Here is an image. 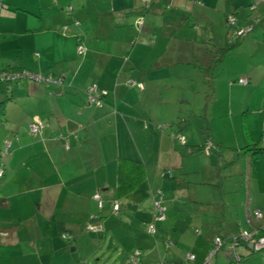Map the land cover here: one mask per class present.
Segmentation results:
<instances>
[{
  "label": "crops",
  "instance_id": "1",
  "mask_svg": "<svg viewBox=\"0 0 264 264\" xmlns=\"http://www.w3.org/2000/svg\"><path fill=\"white\" fill-rule=\"evenodd\" d=\"M3 1L1 0L0 8L3 7V10H0V21L9 19L14 21V25L7 27L0 23V30L2 27L3 32L0 39L13 37L7 44L0 40V68L16 67L15 70H26L51 79L37 81L33 78H19L7 84L0 80V101H3L0 127L8 126L6 138L15 136L13 141H7L12 144V148L8 159L4 161V182L0 183V198H6L4 205H0V231L10 238L7 243L18 244L19 231L10 226L2 227L12 223L17 215L7 217L4 211L13 207L12 200L17 197L22 199L19 212L23 211L25 202L30 203L42 224L46 243L50 244L48 263L39 261L40 264H52L55 251L63 249L56 238L59 230H64L72 237L86 231L83 228L85 221L89 224L91 218L97 215L94 194H100L101 199L112 201L118 207L122 203L118 199L128 195L132 197L134 193L141 195L140 191L147 190L148 166L152 164L150 157L159 149L154 143V147L145 145L147 140L155 141L156 135L159 136L158 132L143 127L145 118L152 119L144 102V99L147 104L152 101L151 94L147 93L151 72L160 71L166 66L172 69L171 65H174L175 70L182 66L194 73L198 69L203 73V81L208 88L205 103L210 107L211 119L214 105L219 103L222 93L224 97L221 109L226 111L218 116L224 114L231 119L228 125L233 135L232 140L226 143L223 139H218L217 144L234 152L251 142L262 140L261 143H264V22L255 24L253 28L258 30L240 39L236 47L225 52L218 66L214 69L210 67L211 59L217 54V45L225 40L236 39L225 23L226 0H170L174 6L167 13L170 16H178L179 18H175L179 21L184 20L182 15L186 13L180 14L177 9L189 7L196 18L202 19L197 23L198 26L194 25L197 32L204 28L200 34L198 32L193 36L195 38L188 26H182L183 33H171V18L164 17L165 11H162L171 10V5L167 8L170 3L165 0ZM262 2L264 0H234L233 9L238 12L237 25L243 26L248 21L252 23L264 17ZM247 4L255 9L254 14L250 9L243 11ZM255 15L261 16L251 18ZM141 18L142 29L137 30L134 25ZM62 25L68 26H65L67 29L64 28L68 30L66 35L60 34ZM118 33L122 34L119 38L116 37ZM165 39L166 42L171 40L172 49L165 45ZM79 42L86 47V53L82 56L76 54ZM137 42L140 45H151L157 51L152 63L145 64L148 58L144 59L143 55L141 64L137 62L140 58L137 52L133 54ZM4 50L11 54L7 61L1 57ZM124 55H127L126 61ZM126 65L132 67L131 72H124ZM118 70L119 78L116 75L113 84L112 79ZM173 76L185 77L180 73ZM127 78L144 84L143 95L139 100L129 99L132 91L124 83ZM241 78H246L248 84H240L238 80ZM220 85L226 89V93L222 92ZM94 87L98 93L106 92L102 98V106L88 102L89 90ZM235 89L241 90L237 103L233 101ZM209 92L214 93V98L210 97L206 101ZM180 102L181 99L177 98L176 109L170 110V114H181ZM187 104L190 105L188 102ZM161 107L157 106L156 115H159ZM128 108H133L135 114L129 113ZM211 119L207 122L206 135L214 128ZM33 121H40L44 125L35 134L28 130V124ZM100 121L101 124L96 125ZM222 128L227 129L226 120H223ZM121 135L126 139L124 142L120 140ZM165 139L172 148L169 147L168 151L173 157H177L174 144L168 138ZM186 143L187 141L185 145ZM196 146L189 145V151H197ZM131 150L134 151L133 155H130ZM119 157L141 160L146 167L147 177L129 194L116 198ZM243 157L246 159L245 165H238L236 160L231 164L234 165V172L241 177L236 182L238 188H241L239 204L243 218L248 223V228L243 230H264V152L254 157ZM230 159L232 157L228 158ZM165 168L167 167H164L163 176L170 177L171 169ZM257 210L261 213L260 217L255 215ZM31 216L34 217V213ZM238 224H243L242 215ZM9 232L11 235H8ZM113 232L114 229L112 236ZM228 234L220 237L226 239ZM90 237L93 243L99 238L96 234ZM137 243L134 241L133 246ZM57 244L59 249H56ZM130 246L122 244L121 250L117 247V251L125 253ZM136 249L143 256L141 250L144 249L135 246L129 251V261L135 260L133 252ZM241 252L245 254L244 251ZM128 255H125V260H128ZM253 255L254 253L247 254L239 264H254L258 256ZM251 256L254 258L247 260ZM183 258L179 256L170 262ZM244 260L247 261L243 263ZM195 261H198L197 257ZM215 264H218L217 261ZM257 264H264V260Z\"/></svg>",
  "mask_w": 264,
  "mask_h": 264
},
{
  "label": "rangeland",
  "instance_id": "2",
  "mask_svg": "<svg viewBox=\"0 0 264 264\" xmlns=\"http://www.w3.org/2000/svg\"><path fill=\"white\" fill-rule=\"evenodd\" d=\"M165 2L170 3V0H165ZM191 2L194 3V1ZM170 5L171 10L162 11H165L164 17L171 18L170 24L173 25L171 33L176 35L183 33L182 26L189 27L192 37L198 32L201 33L204 28L197 32L194 25H197L202 19L200 17L196 18L189 7L185 9L179 7L177 9L180 14L186 13L182 15L184 20L179 21L175 18L178 16L173 17L167 14L174 9L172 2L166 7L168 8ZM245 8L243 11L250 9L253 12L252 14L255 13V9H251L248 4ZM0 10L2 12L3 7ZM260 16L255 15L251 18ZM166 22L168 21L166 20ZM0 23L7 27H13L14 25V21L9 19H2ZM65 26L68 28L67 25H62L60 34H67L68 30ZM134 26L137 30L142 29L138 22ZM201 26L204 27V25ZM256 30H258L256 27L253 28L247 35L249 36ZM128 32L129 30H127ZM2 33L1 27L0 34ZM33 35L35 36V34ZM119 36H122V34L118 33L116 35L117 38ZM12 38L8 37L0 40L7 44ZM117 43L119 44V39ZM137 43L138 45L133 51V54L137 52V56L140 58L137 62L141 64V55H143L144 59L148 58L145 64L152 63L154 53H157V51L151 45ZM165 45L168 46V49L173 48L171 40L170 42L167 41ZM76 52L78 56L86 53H78L77 46ZM128 52L129 49L126 54ZM10 55L9 52L4 50L1 57H4V61H7ZM124 60H127V55H124ZM171 66L172 69H168L169 67L166 66L160 71L151 72L147 93L151 94L152 101L147 104L146 99H144L147 109L149 108V111L153 114L148 111L152 119L145 118L143 127L154 129L159 134V136L156 135L155 141L152 139L147 140L145 144L147 147H154V144L159 147L150 157V159L152 158L150 161L152 164L148 166L147 190L140 191L141 195L134 193L132 197L128 195L118 199L117 201L121 200L123 205L121 203L117 207L116 213L112 211V201L103 198V205L99 207L98 201L94 198L97 208L95 214L97 215L91 218L92 221L89 224H86L85 221L83 228L86 231H82L77 237L67 235L66 238H63V234L67 233L64 230H59L57 237L54 233L60 242L58 244L63 249L55 251L52 264H162V262L163 264H170V261H175L179 256L183 258L188 253H192L197 257L198 261H194V264H203L208 255L207 253L213 250L211 240L213 241L217 236L216 234L222 236L229 233L227 237H235L240 231L248 228V223L243 218V213L240 210L239 191L241 188H238V183H236L241 177L237 172H234V165L223 167L225 160L231 157L233 159V152H229V150L217 144L218 139H223L228 143L233 137L228 125V122L231 121L230 116H224V114L218 116V114L226 111L221 109L224 94H220L219 103L214 105V113L211 119L210 107L205 103V92L208 91V88L205 87L203 73L199 72L198 69L195 73L189 72L187 68L182 66L175 70L174 65ZM131 70L132 67L130 68L129 65L124 68V72H131ZM119 73L120 70L117 71V74H114L113 84L116 75L119 78ZM177 73L185 75V77L177 78L173 76ZM24 79L32 80L27 77ZM128 79L124 83L132 91L129 99L139 100L143 95L144 84L143 88H140L136 85L137 80L133 82ZM10 82L6 81L5 83ZM116 82L120 83L117 79ZM220 86L222 92L226 93V89L222 85ZM240 93V89H235L233 93L235 103L240 100ZM177 98L181 99V114L175 116V112L172 115L169 111L176 109L175 102ZM225 101L227 102V99ZM159 105L162 107L159 115H156L158 113L157 106ZM161 109L163 115L160 114ZM236 109H238L237 105ZM127 110L129 113L135 114L133 108ZM159 117L161 120H159ZM210 119L214 128L206 135L207 122ZM223 120L227 122V129L222 128ZM100 124L101 121L96 123V125ZM0 128V157L3 161H6L12 148V144L10 145L8 142L13 141L15 136L10 133L11 136L6 138L8 126ZM177 135L184 137V142L187 141L186 146L181 144ZM160 136L161 138H159ZM134 138H137V141L140 142L137 136H134ZM165 138H168L169 142L174 144V153L177 157H173L174 155L168 151L170 145ZM120 140L124 142L126 139L121 135ZM205 140L208 141L205 148L195 152L189 151V145L202 144ZM105 146L107 147V143H105ZM170 149L172 148L170 147ZM4 151L7 153L6 155H2ZM133 152L131 150L130 155H133ZM243 156H235L238 165H245L246 159ZM164 167H167L165 169H171L169 170L170 177L163 176ZM4 175L0 178V183L4 182ZM155 200L161 201L162 206L165 207V218L162 220L156 219ZM12 201L13 207L4 212L7 217L17 215V218L12 223H7L2 227L10 226L11 229L19 231L20 242L18 244L7 243L10 238L6 236V233L0 231V264H40L39 261L48 263L47 259L51 255L49 251L50 244L46 243L47 238L43 236L42 224L35 215V208L30 203L25 202L22 206L23 211L19 212L18 209L22 205V199L17 197ZM33 213L34 217L31 216ZM241 215L243 224L239 225ZM98 224L101 225L100 228H89L91 225L96 226ZM152 225H154L153 232L150 229ZM112 229L115 230L113 236ZM51 232L53 235V231ZM10 233L8 235H11ZM95 234L99 238H96L95 241L97 242L93 243L90 235ZM134 241L138 243L133 246ZM32 243L34 247H31ZM58 244L56 249H59ZM122 244L131 245L125 250V253L117 251V247H120L121 250ZM228 245L229 242H225L224 246L217 251V254L210 258V263L215 264L216 261L218 264L228 263L232 259V255L226 251ZM135 246H140L144 251H147L141 250L143 256L142 254L141 256L140 254L137 255L139 261L133 259L129 261V251ZM36 250L39 251L36 252ZM237 251H244L245 254H248L250 249L241 244L237 246ZM125 255H128V260H125ZM253 256H258L253 262L254 264L262 263L264 251H257ZM253 256L247 260L254 258ZM247 260H244L243 263Z\"/></svg>",
  "mask_w": 264,
  "mask_h": 264
},
{
  "label": "built area",
  "instance_id": "3",
  "mask_svg": "<svg viewBox=\"0 0 264 264\" xmlns=\"http://www.w3.org/2000/svg\"><path fill=\"white\" fill-rule=\"evenodd\" d=\"M150 1V0H145V2ZM2 2L0 0V6ZM71 10V8H69ZM78 23V21H75ZM139 25L142 24V18L138 22ZM227 25L234 30V33L237 36H243L246 35L248 32L252 30V24H246L245 26L237 27L236 26V18L234 16H229L227 19ZM85 46L82 42H79L77 44V51L78 53H84L85 52ZM33 78L34 80L37 81H46V80H51L47 79L46 77H43L40 74H32L26 70L18 71V70H12V71H0V80L6 82V81H13L17 80L19 78ZM247 79L246 78H241L239 79L240 83H246ZM137 86L140 88H143V85L141 83H136ZM105 91H102L101 93L97 92L96 88H92L89 90V99L88 102H95L97 106H102L103 102L99 99L100 94H105ZM43 124L40 121H34L29 124V131L32 134H35L39 132L43 128ZM179 140L181 143L184 142V137L182 135H178ZM7 153L4 151L2 155H6ZM4 175V161L0 160V178H2ZM94 198L98 201L99 207L103 205L102 199L100 197V194L96 193L94 194ZM155 205V210H156V219L157 220H162L165 218V207L162 206L161 201L155 200L154 202ZM112 211L117 212V205L115 203L112 204ZM260 211L257 210L255 212V215L257 217H260ZM101 225L98 224L96 226H90V229L94 228H100ZM151 231H154V225L151 226ZM67 233L63 234V238L67 237ZM236 237V236H235ZM235 237H231L229 241H224L220 236H215L213 239V250L209 253H207V257L205 258L203 264H211L210 263V258L214 255L217 254V251L222 248L225 244V242H229V245L226 249L228 254L232 255V260L235 262H238L241 258V254L237 251V246L241 242V244H244L246 247H248L250 250L254 251H259L261 249H264V234H259V231L257 229H250V230H242L239 233V238L238 240ZM239 241V242H238ZM140 254V250L136 249L133 252V256L135 260H137V255ZM196 259V256L192 253H188L187 255L184 256L183 259L173 262L170 264H194V261Z\"/></svg>",
  "mask_w": 264,
  "mask_h": 264
},
{
  "label": "trees",
  "instance_id": "4",
  "mask_svg": "<svg viewBox=\"0 0 264 264\" xmlns=\"http://www.w3.org/2000/svg\"><path fill=\"white\" fill-rule=\"evenodd\" d=\"M233 2H234V0H226V10H227L226 11V19L229 15H233L236 17L238 15V12L235 10V8L233 9ZM261 22H264V17L259 18L256 21H253L252 24L253 25H255L257 23L260 24ZM225 23H226V20H225ZM235 38H236L235 40H232V41L225 40L222 44L217 45V54L213 56V58L211 59L212 61L210 62L211 68L214 69L216 66H218L219 62L222 60L223 54L225 52L231 50L232 48L236 47L238 45V43L240 42V39H242V37H237V36ZM15 69H17V68L16 67H6L2 70L3 71H12ZM211 77L214 78V76H211ZM238 82H239V80H238ZM240 84L247 85L248 80L246 81V83H240ZM100 96H101L100 99L102 100V98L105 96V94H100ZM210 97L214 98L213 92L208 93V95L206 96V101H209ZM102 102H103V100H102ZM2 104H3V101H0V109L2 107ZM103 104H104V102H103ZM184 141H185V139H184ZM261 142H262V140L260 142H258V141L251 142L249 144L244 145L239 150H234L233 159L232 160L231 159L225 160L223 163V167L230 166L235 161V156H237V155H247L249 157H254V156H257L260 153L264 152V143H261ZM207 143H208V141L205 140L202 144L197 145L195 147V149L200 151L203 148H205ZM181 144L186 146L185 142H183ZM218 146H221V144H218ZM208 148H209V146H208ZM4 173H5V169H4ZM116 173H117V185L115 188V197L116 198H121V197L129 194L136 187H138L142 182H144L146 177H147L146 167H145L144 163L141 160L132 159V158H128V157H119L118 158L117 172ZM166 174H167V172H166ZM5 199L6 198H4V197L0 198V205H4L3 203H4ZM259 234H264V230L260 229ZM235 238L238 240L239 234ZM222 239L224 241H226V240H230L231 237H228L226 239L222 238ZM239 245H241V242L239 243ZM254 252L255 251L252 250L248 254L250 255V254H253ZM246 255L247 254L242 253L240 260L238 262H236V264H239L243 260V257H245ZM228 264H235V262L233 260H231V261H229Z\"/></svg>",
  "mask_w": 264,
  "mask_h": 264
},
{
  "label": "clouds",
  "instance_id": "5",
  "mask_svg": "<svg viewBox=\"0 0 264 264\" xmlns=\"http://www.w3.org/2000/svg\"><path fill=\"white\" fill-rule=\"evenodd\" d=\"M229 16H231V15H229ZM229 16H228V17H229ZM232 16H233V15H232ZM228 17H227V19H228ZM234 17L236 18V26H237V27H241V26H238V25H237V21H238L237 17H236V16H234ZM227 19H226V26H228V25H227ZM246 24H252V23H248V22H247V23H245V25H246ZM245 25H243V26H245ZM253 27H254V25L252 24V29H253ZM228 29H229V31L232 33V35H234L235 37L237 36V35L234 33V30L231 29L229 26H228ZM251 31H252V30H251ZM251 31H250V32H251ZM248 33H249V32H248ZM248 33H247V34H248ZM247 34H246V35H247ZM246 35H243V36H237V37H242V38H244ZM30 123H31V122H30ZM258 231H259V230H258ZM226 241H227V240H226ZM250 251H252V250H250ZM259 251H264V249H261V250H259ZM255 252H257V251H255ZM255 252H254V253H255ZM239 253L242 254L241 251H240ZM243 258H244V257H243ZM231 260H232V259H231ZM231 260H230V261H231Z\"/></svg>",
  "mask_w": 264,
  "mask_h": 264
},
{
  "label": "bare ground",
  "instance_id": "6",
  "mask_svg": "<svg viewBox=\"0 0 264 264\" xmlns=\"http://www.w3.org/2000/svg\"><path fill=\"white\" fill-rule=\"evenodd\" d=\"M0 160L2 161L1 157H0Z\"/></svg>",
  "mask_w": 264,
  "mask_h": 264
}]
</instances>
